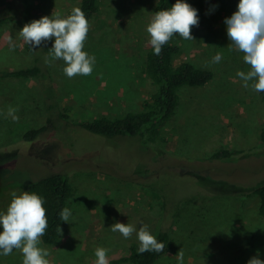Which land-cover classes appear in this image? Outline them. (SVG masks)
<instances>
[{
  "label": "rangeland",
  "instance_id": "1",
  "mask_svg": "<svg viewBox=\"0 0 264 264\" xmlns=\"http://www.w3.org/2000/svg\"><path fill=\"white\" fill-rule=\"evenodd\" d=\"M18 1L0 0V18L18 16L0 27V70L34 64L42 73L0 79V212H6L11 193L27 191L39 178L52 173L69 177L74 188L67 202L69 221L62 223L54 243L39 245L48 250L49 264H95L98 247L109 250L110 262L127 255L132 244L139 248L135 232L125 239L111 230L117 222L137 230L147 225L154 236L160 229L169 231L171 249L157 264H247L254 256L264 260V218L253 194L264 184V103L236 75L250 66L228 40L224 23L237 11L239 0H183L197 10L199 23L191 29L194 40L179 36L182 53L175 65L189 61L212 71L214 78L203 87L181 89L175 116L163 127L166 142L148 145L152 149L58 121L32 141L22 136L41 125L52 93L73 121L140 111L155 90L141 67L158 0H99L83 49L95 57L93 72L74 78L65 75L63 60H51L44 44L32 49L19 31L57 12L66 18L80 0ZM217 53L223 58L213 64ZM9 106L18 109V121L7 115ZM221 148L240 152L213 160ZM178 211L179 218L166 220V214ZM0 264H23V254L14 249L11 255H0Z\"/></svg>",
  "mask_w": 264,
  "mask_h": 264
},
{
  "label": "clouds",
  "instance_id": "2",
  "mask_svg": "<svg viewBox=\"0 0 264 264\" xmlns=\"http://www.w3.org/2000/svg\"><path fill=\"white\" fill-rule=\"evenodd\" d=\"M197 10L183 0L176 2L168 10L154 13L147 26L150 36L149 44L153 53L159 56L163 46L178 34L184 40H194L191 29L198 26ZM227 37L236 51L242 52L243 61L250 66L247 72L238 71L236 75L243 81V87L257 92H264V0H239L237 11L229 18H225ZM90 30V24L84 12L76 7L70 15L62 18L57 12L43 16L25 24L19 31L23 41L32 49L53 40L49 56L51 60H63L66 67L63 71L68 78L77 75L90 76L93 72L95 57L84 51L85 41ZM11 44V38H9ZM217 53L212 58L216 64L222 60ZM49 62L46 60V63ZM251 85L249 82H252ZM17 108L9 106L7 115L18 121L15 114ZM12 199L6 212H0V255H11L14 249L23 254V264H49L46 257L47 249L40 247L41 237L48 227L46 209L43 207V197L34 192L23 191L19 195L11 193ZM71 216L69 208L60 212L62 221L68 223ZM113 232H119L125 239H130L135 232L139 241L138 251L163 252L165 244L152 235L147 225L136 226L124 223H114ZM108 249L98 247L95 250V264H109ZM183 251L177 253L178 262H182ZM247 264H264V260L257 256L250 258Z\"/></svg>",
  "mask_w": 264,
  "mask_h": 264
},
{
  "label": "trees",
  "instance_id": "3",
  "mask_svg": "<svg viewBox=\"0 0 264 264\" xmlns=\"http://www.w3.org/2000/svg\"><path fill=\"white\" fill-rule=\"evenodd\" d=\"M14 2L18 3L19 1L14 0ZM174 3V0H158L155 12L168 10ZM99 6V0H80L77 5L84 12L89 24L99 11ZM17 8L19 9V7ZM71 12L72 9L68 12V15ZM15 19L17 20L18 16L1 17L0 27ZM53 42L54 40H50L44 44V53H50ZM181 53L178 34L174 35L170 42L163 46L159 56L154 55L151 46L146 51L141 73L151 81L155 86V90L151 93L149 99L143 101L140 111L127 112L115 118L100 116L89 120L73 121L69 119L67 110L60 108L59 102L55 101V94L52 93L51 101L53 102L46 100L47 103H44L46 117L42 120L41 125L25 131L22 136L23 139L25 141L36 139L50 130L51 127L57 126L56 121H58V123L61 122L66 125L71 123L75 130L77 128L83 129L107 140H136L140 142V147L165 143L162 134L163 127L175 116L176 108L181 99V89L184 87H203L214 78L212 71L198 68L189 61L175 65V61ZM41 73L42 68L33 64L15 71L0 70V79L39 77ZM259 95L264 103V92H259ZM260 140L264 145V127L260 132ZM239 152L233 149L221 148L214 152L211 158L222 160ZM141 185L150 189L154 195L159 196L150 183L145 184L144 182ZM27 191L34 192L44 199L43 207L46 209L48 227L44 236L41 237V242L50 245L58 239L60 227L64 222L60 218V212L63 208H67V202L73 196L74 188L69 177L60 173H52L33 182L28 186ZM253 194L258 199V214L264 218V184L258 186ZM162 208L165 209L164 203ZM179 213L180 211L173 215L166 214V220L174 217L179 218L181 216ZM155 237L165 244L163 252H144L141 254L137 245L132 244L127 255L111 260L109 264H157L170 251L172 239L166 229H160Z\"/></svg>",
  "mask_w": 264,
  "mask_h": 264
}]
</instances>
